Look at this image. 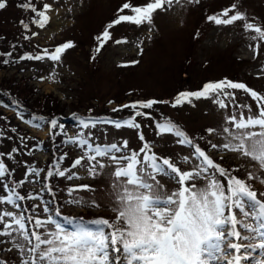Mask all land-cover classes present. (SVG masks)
I'll return each mask as SVG.
<instances>
[{"label": "snow or ice", "instance_id": "6c2138e0", "mask_svg": "<svg viewBox=\"0 0 264 264\" xmlns=\"http://www.w3.org/2000/svg\"><path fill=\"white\" fill-rule=\"evenodd\" d=\"M187 3L199 4L200 0H187ZM175 5L183 6L182 0H147L146 3L136 5L131 0H125L117 9L116 18L94 37L97 41L94 51L97 54L101 52L113 39L111 29L121 23H129L138 28L147 25L148 31L151 32L154 14L157 11H168ZM6 7L7 0H0V10ZM19 7L33 14L30 23L37 28L44 29L50 23L52 4L44 3L42 8H38L33 0H24ZM125 10L131 14H123ZM207 21L217 26H231L243 22V31L252 33L250 40L257 42L253 51L259 54L261 42H264V27L255 23L254 18L249 19L247 13L238 10L236 3L218 14L207 16ZM19 23L25 33H31V36H24L25 40L38 35L37 32L31 31L28 22L20 20ZM128 42L126 37L114 41L116 45ZM142 44L143 41H140L136 45L141 55ZM11 47L14 49L16 45ZM73 47V41H66L52 50L44 48L36 54L25 53L11 62L47 59L53 62L55 67L62 62L67 50ZM249 47L253 46L250 44ZM0 55L9 58L0 61L3 64H8L12 58L11 51ZM91 59L94 60L95 56ZM136 63L138 61L129 62ZM261 71L264 72V68ZM54 77L53 71L50 78ZM43 79L41 77V80ZM237 90L243 91L255 102L256 114H253L250 104L236 102ZM194 99H212L220 110L228 109L230 104L234 109L240 110L238 115L236 112L225 115L221 128L205 130L209 137L215 135L223 141L222 143L207 140L205 147H202L170 118L161 116L157 120L151 111H142L151 110L158 103H167L165 101H136L113 109L114 112L124 108L131 109L132 115L126 119L83 118L75 113L72 118L77 120L82 129H95L97 125L103 124L117 130H136L137 138L141 142L138 150L130 149L126 139L119 144L94 143L91 131H88L87 135L81 132L77 136H67L64 141L82 152L68 169L61 167L67 153L54 161L43 177V169L24 162V179L15 181L12 179L15 169H10L5 159L14 160L17 155L22 154L21 150L27 147V137H16L19 147L14 146L6 153L0 151V185L6 193L0 194V205L7 204L20 209L21 204L18 201L42 199L39 195H21L17 191L27 182H36L29 181V177L39 178L41 191L46 190L54 195L49 183L53 177L79 179L72 169L84 167L90 177L96 178L105 175L103 170L111 167L114 171L107 174L111 180V191L107 195L110 210L115 213V218L85 220L83 217H64L71 226L69 229L54 219V215H61L58 208L53 215V210L45 205L43 212L48 215L43 220L38 216H26V209L19 214L0 210V237H8L12 244L11 248L4 251L17 249L21 255V264H264V259L257 260L254 255L259 250L264 256V199L258 198L257 192L248 183L258 177L248 172L247 179H241L234 175L239 168H226L220 162L223 161V156L218 160L208 154L211 150L238 153L241 157H248L257 162L260 168L264 169V95L243 82L225 78L207 82L196 91L178 93L171 106L192 104ZM138 117L152 120L151 126L155 128L157 136L172 135L178 145L189 148L191 157L183 156L182 160L185 164L195 161L192 167L181 170L172 157L157 154L153 145L145 139ZM17 118L35 128L47 125L50 135H67L64 125L56 117L33 115L25 120L18 112ZM9 131L15 133L17 129L10 128ZM4 139L12 140L13 137L6 136L4 131L0 130V142ZM200 139L203 140L204 137ZM84 161H87V164ZM158 177H167L178 187L168 192ZM197 180L205 181L204 186H198L195 183ZM261 182L264 183V179ZM67 191L72 195L78 191L95 192L96 189L91 185H76ZM259 195L264 197V193ZM70 202L81 206L86 204L81 198H74ZM86 206L99 208L101 204L93 199L87 202ZM236 211H239L243 219H237ZM29 225L32 230H29ZM49 225L54 226V231L48 230ZM41 229L44 231H40ZM17 236L27 243V247L16 242ZM257 238L259 242L253 243ZM3 243L5 241L0 240V244ZM0 264H8V261L0 260Z\"/></svg>", "mask_w": 264, "mask_h": 264}, {"label": "rangeland", "instance_id": "374dc122", "mask_svg": "<svg viewBox=\"0 0 264 264\" xmlns=\"http://www.w3.org/2000/svg\"><path fill=\"white\" fill-rule=\"evenodd\" d=\"M124 2L125 0H39L36 4L38 8H42L44 3L52 4L53 11L49 13L51 20L44 29L31 28V31L37 32L38 35L29 39V43L32 46L52 50L63 42L73 41L75 47L67 50L62 57V62L55 67L53 62L45 59L32 61L31 64L19 63L1 69L0 93L11 96L8 87H12L11 90L19 91L27 104L38 103L43 106L46 104V107L49 100L55 99L68 119L72 118L73 113L83 118L126 119V117L116 118L114 114L108 112L109 110L113 112V109L132 99L146 100L157 94H162V96L172 94L170 78L177 73L180 79L179 90L196 91L207 82L221 81L226 78L230 81L243 82L264 95V72L261 71L264 68V42H261L257 55L253 51L257 42L250 40L252 33L243 31V22H237L231 26H217L207 21V16L218 14L236 3L238 10L247 13L249 19L254 18L255 23L264 27V0H200L199 4H188L187 0H182L183 6L175 5L168 11H157L154 14L151 32L148 31L147 25L138 28L129 23H121L115 26L111 29L113 39L97 54L92 48V45L97 43L94 37L98 36L105 26L116 18L117 9ZM131 2L136 5L146 3L147 0H131ZM16 3V0H7V7L0 10V31L5 34H23L15 23L25 14L16 8ZM123 14L131 13L125 10ZM28 35L31 36V33L29 32ZM125 37L128 43L120 45L114 43L116 39ZM140 41H143L142 55L139 54L136 46ZM250 44L253 47L250 48ZM93 56H95L94 60L91 59ZM130 61H138V63L129 64ZM131 65L134 68H129ZM53 71L55 72L54 79L50 78ZM41 77L44 79L41 80ZM130 89H134L133 95L140 97L133 95L124 97ZM113 99L117 102H113ZM119 100L121 101L118 103ZM236 102L250 104L253 114H256L255 102L243 91H236ZM91 106L105 110V113L90 115L88 113ZM0 110L14 117V123L18 122L20 127L27 130L29 136L37 138L41 144L49 139L47 125L43 128L30 127L27 123H22L13 110L4 109L1 105ZM239 111L231 104L228 109L220 110L212 99H194L192 104L184 103L177 107H172L171 104L164 106L159 113L164 114L165 118H170L186 134L194 137L202 147H205L207 140H212L213 143L223 142L215 135L209 137L205 130L221 128L225 115H231L233 112L238 115ZM244 112L247 116L246 109ZM153 116L157 120L161 118L157 114ZM175 117L179 118L175 119ZM137 120L142 125L145 139L153 145V150L157 154L172 157L173 162L177 163L181 170H188L192 167L195 161L192 164H185L182 160L183 156L191 157L189 148L178 145L176 138L172 135L157 136L155 128L151 126L152 120L140 117ZM64 130L69 136H77L81 132L87 135L88 131H91L94 143L115 142L119 144L126 139L130 149L138 150L141 145L136 130L128 128L117 130L114 127L100 124L95 129H82L78 126V122L70 121ZM201 137L204 139L201 140ZM65 149L67 152H63V155L67 153V158L72 161L82 155L81 150L73 145L66 146ZM56 154L57 152L52 147L45 146L33 153L31 158L41 167L46 165L47 161H54ZM208 154L218 160L220 156H223V161L220 162L226 168H239L240 170L234 175L241 179H247L248 172H252L258 179L248 181V183L257 192L258 198L264 199L259 195L264 193V183L261 182L264 179V169H261L257 162L248 157H241L238 153L211 150ZM84 163L87 164V161ZM72 171L80 178L68 180L59 177L55 185L50 183L54 195L47 191L43 193L42 184L39 181L25 183L22 186L23 189L31 190L34 196L42 197V199L28 201L29 207L25 215L38 216L43 220L48 215L43 212L45 205L53 210L51 213L53 215L58 208L61 215H54V219L58 222L63 221L64 224H61L69 229L71 226L65 225L64 216L83 217L85 220L99 217L114 219L115 213L110 210L107 195L111 191V180L107 174L114 169L107 167L103 170L105 175L96 178L90 177L84 167H77ZM19 177L24 178L23 175ZM158 179L165 185L168 192L178 187L173 180L167 177H158ZM28 180L32 181L31 178ZM195 183L202 187L205 181L197 180ZM224 183L226 185L227 182ZM76 185H91L96 191H78L69 195L67 189ZM74 198L83 199L86 202L85 206L71 203L70 201ZM93 199L100 203L101 207L86 206L87 202ZM47 200L52 202L49 203ZM0 210L19 214L24 209L22 206L16 209L4 204L0 205ZM236 216L237 219H243L239 211H236ZM28 227L32 230L31 225ZM48 230L54 231V226L49 225ZM40 231L43 232L44 229ZM242 234L247 235V233ZM0 240L5 241L0 244V260H7L8 264H21V255L17 249L13 248L11 252L4 251L12 247L8 237H0ZM16 242L23 243L27 247V243L18 236ZM252 242L258 243L259 238ZM242 243H248V241H242ZM254 255L257 260L264 259L259 250Z\"/></svg>", "mask_w": 264, "mask_h": 264}, {"label": "trees", "instance_id": "16d2710c", "mask_svg": "<svg viewBox=\"0 0 264 264\" xmlns=\"http://www.w3.org/2000/svg\"><path fill=\"white\" fill-rule=\"evenodd\" d=\"M38 1L39 0H33V3L36 5ZM16 2H17L16 3L17 4L16 8L19 11L21 10L22 13L25 14L24 17H22L21 20H24L25 22H28L30 28L36 27L35 25L30 23V20H31V17H32L31 12L25 11V10H23V9H21L19 7V5L21 3H23L24 1L23 0H16ZM19 21L16 22L15 25H16V27L21 29V32L23 34H17V35L11 34V33L5 34V33L0 31V53H6V52H9V51L12 52V58L10 59V62L8 64L0 63V70L1 69H5L8 66L17 65L19 63L31 64L32 61L35 62L36 60H22V61H19L18 63L11 62V61H12V59H18L21 55H24L25 53L36 54V53L40 52L42 49H44L42 47L39 48L38 46H32L29 43V39L28 40L24 39V36L28 35V33H25V31L22 28V26L20 25ZM12 45H16V47L13 49L11 47ZM95 46H96V43L92 45V48L94 49ZM3 59H9V58L6 57V56L0 55V61H2ZM129 68H134V66L131 65V66H129ZM132 70L135 71L134 69H132ZM178 75H179V73L175 74V76H172L170 78V82H172V88H171L172 94L170 93L168 96H162V94H157V95H154L153 97L149 98V99H155L157 101H165L167 103H158V104L153 106V109H151V110H142V111H151V113L153 115L157 114L160 117L163 116L164 114L159 113V112L162 111L164 106H169L170 104H172V102H174V99H175V97L177 96L178 93L186 91V90H179L178 89V86H179V83H180V79H179ZM175 82H176V84L174 85ZM11 88L12 87H8L9 93L12 94L11 96H6L5 94L0 93V105L4 109L13 110L16 113L15 114L16 116H17V113L19 112V113H21L23 115L25 120L30 119L33 115L43 116L45 118L56 117V118L59 119L60 123H62L64 125V127L69 125L70 121L72 123H77V120H75L73 118H71V119L67 118V116L65 115L64 111H62L63 109L58 106L59 102L57 100H55V99L49 100V102H48L49 104L47 105V107H46V104H44V106L43 105H39L38 103L37 104L35 103V105L27 104V102L23 99V97L21 96L19 91L18 92H17V90L12 91ZM133 90L134 89H130L127 93L124 94V97H126L128 95L132 96L135 93ZM133 96L140 97V96H138L136 94L133 95ZM149 99H146V100H149ZM115 100L116 99H113V102H117V100L116 101ZM146 100H139V99H135L134 100V99H132L126 104H131L132 102L146 101ZM120 101L121 100H119L118 103ZM126 104H124V105H126ZM117 108H119V107H116L115 109H117ZM100 112H102V113H100ZM104 113H105V110H99L97 107L91 106V110H90V112L88 114L96 115V114H104ZM108 113L109 114H114L116 118H120V117L128 118L130 115H132V110L129 109V108H124L123 110L116 111V112H114V111L112 112V111L109 110ZM0 117H6L7 118L6 120L5 119H0V130H3L6 136L13 137L12 140L4 139L2 142H0V151L6 153V152L10 151L11 148L14 147V146L15 147H19L20 144H19V141L16 139V137H18V136L27 137V147L23 148L21 150L22 154L17 155L15 157V159L11 160V161L5 159V163L8 165V167L10 169H13V168L15 169L14 175L12 177L13 180L20 181V180L24 179L22 177L20 179V177H19L21 175L24 176V172H25V163L24 162H27L28 165H32V166H35V167H37L39 169H43L44 172L41 174V176L43 177V175L46 174L49 166L54 161L59 160L60 157L63 156V152H67L65 147L69 146L70 144H66L64 141L67 139V136H69L68 134L67 135H50L49 139L44 144H41L40 141L37 138L29 136L27 130H25L22 127H20L18 122L14 123V117L6 115L1 110H0ZM178 118L179 117H175V119H178ZM22 123H24V122H22ZM30 127H32V126H30ZM10 128H16L17 131L15 133L10 132L9 131ZM45 146L46 147H52L53 150L55 152H57V154L55 155L54 161H47L46 165L40 167L39 164L33 158H31V155H33V153H36V151L41 150ZM72 162H73L72 159H68L67 156H66V158L62 162L61 167L64 168V169H67L68 167H70ZM29 178H31L32 180H36V181L40 182V179L36 178L34 176L33 177H29ZM57 180H59V177H53L49 181V183L55 185V183H56L55 181H57ZM9 183L11 184V182H9ZM17 191H19L21 195H27L29 193L32 194L31 190L23 189V187L18 188ZM42 192L45 193L44 191H42ZM0 194H5L6 195V193L3 192L2 185H0ZM28 201L29 200H25L23 202H19L18 201V203L21 204L22 209H24V210L26 209L27 210V207H29ZM47 201L49 203L52 202L51 200H47ZM63 220H65V219H63ZM64 222H65V225H67L66 220ZM60 223L64 224L63 221L60 222Z\"/></svg>", "mask_w": 264, "mask_h": 264}]
</instances>
